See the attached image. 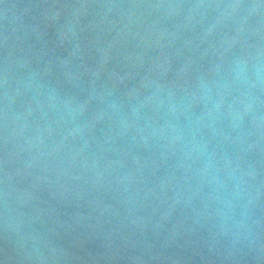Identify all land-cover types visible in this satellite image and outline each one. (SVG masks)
Here are the masks:
<instances>
[{"label": "water", "instance_id": "obj_1", "mask_svg": "<svg viewBox=\"0 0 264 264\" xmlns=\"http://www.w3.org/2000/svg\"><path fill=\"white\" fill-rule=\"evenodd\" d=\"M0 264H264V0H0Z\"/></svg>", "mask_w": 264, "mask_h": 264}]
</instances>
